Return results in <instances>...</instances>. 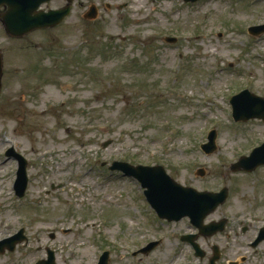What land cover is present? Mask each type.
Wrapping results in <instances>:
<instances>
[{
    "label": "rangeland",
    "instance_id": "374dc122",
    "mask_svg": "<svg viewBox=\"0 0 264 264\" xmlns=\"http://www.w3.org/2000/svg\"><path fill=\"white\" fill-rule=\"evenodd\" d=\"M94 8L98 17L87 20ZM258 23L264 0H81L59 27L20 40L0 24V242L22 229L27 239L0 264H38L48 250L57 264H98L104 253L110 264H201L181 242L198 233L190 220L162 224L140 185L110 171L115 161L161 165L200 192L227 187L228 201L205 224L255 221L240 240L233 234L228 258L246 250L249 264H264V244L258 257L245 247L264 227V168L231 170L264 145V123H236L230 104L244 90L264 98V35L240 33ZM212 130L217 150L207 155ZM13 149L28 163L23 199L19 164L6 157ZM197 242L210 253L226 234Z\"/></svg>",
    "mask_w": 264,
    "mask_h": 264
},
{
    "label": "water",
    "instance_id": "95a60500",
    "mask_svg": "<svg viewBox=\"0 0 264 264\" xmlns=\"http://www.w3.org/2000/svg\"><path fill=\"white\" fill-rule=\"evenodd\" d=\"M51 0H0V6L8 4L11 12L3 17V23L8 33L21 37L27 32L35 29L51 28L59 25L71 12L72 6H68L61 11L50 12L48 14L39 13L38 9L42 4ZM72 3L74 0H68ZM196 1V0H193ZM13 7V8H12ZM2 60L0 56V93L2 81ZM234 117L237 121H248L250 119H261L264 121V98L253 95L249 91H244L233 99ZM210 144L203 147L206 153H212L216 149V133L210 135ZM107 146V145H106ZM19 161L18 179L16 188L22 197L28 183L27 163L25 159L17 156ZM264 165V146L257 149L251 158H244L232 167L234 172L243 170L252 172ZM112 170H120L128 176L136 178L145 189L148 203L156 211L161 219L180 221L189 217L202 234L210 236L217 230H222L224 221L220 225L205 226L204 221L211 213L225 204L229 197V190L223 189L221 193H199L191 188H184L169 177L163 167H134L126 163H115ZM24 231L16 236L0 242V253H5L8 249L11 252L16 250L17 244L25 241ZM157 243L148 246L141 251L148 254ZM40 264H55L53 253L49 254V260ZM100 264H108V255L102 257Z\"/></svg>",
    "mask_w": 264,
    "mask_h": 264
},
{
    "label": "flooded vegetation",
    "instance_id": "af4514ba",
    "mask_svg": "<svg viewBox=\"0 0 264 264\" xmlns=\"http://www.w3.org/2000/svg\"><path fill=\"white\" fill-rule=\"evenodd\" d=\"M232 23H234V22H232ZM263 24L264 23H258L256 25L261 26ZM256 25H252V26H256ZM240 33L243 34L244 36H246L250 41H251V39H255L248 34L247 30H246V32L244 30H242ZM167 224L170 225L169 223H167ZM249 224L250 225L247 226L248 227L247 228L246 227V225H248L247 221H242V222L236 221V223L233 224L232 226H230V223H228V225L226 226V229H225V233H226V244H225V246L224 247H222V246L218 247L215 245L212 248H210L211 249L210 253H206V257L203 259L204 263L205 264H211L210 260L214 256V252L217 248L219 249L220 258L218 261L215 262V264H249L250 262H253L250 257L243 255V254H247L246 250H244L242 252L243 254L238 255V257H241L240 259L238 257L228 258V253L230 251H232V248L235 244V243L231 242V238L233 237V234L236 235V237H237L236 241H237V240L241 239L242 234H246L249 231L254 230L255 227L256 228L258 227V224L253 220ZM260 234L264 235V227H262L258 231V233L255 232L252 235V237L249 238L248 244L245 245V247L248 250L252 251L254 257H258L260 255V253H262V252H260V248L264 244V240L260 243L256 242L257 239L259 238ZM216 236H221V235H216ZM230 243H232V246L229 245Z\"/></svg>",
    "mask_w": 264,
    "mask_h": 264
},
{
    "label": "bare ground",
    "instance_id": "6f19581e",
    "mask_svg": "<svg viewBox=\"0 0 264 264\" xmlns=\"http://www.w3.org/2000/svg\"><path fill=\"white\" fill-rule=\"evenodd\" d=\"M1 170V169H0Z\"/></svg>",
    "mask_w": 264,
    "mask_h": 264
}]
</instances>
